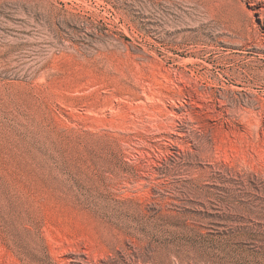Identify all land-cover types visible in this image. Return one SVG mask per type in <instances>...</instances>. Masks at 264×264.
Returning a JSON list of instances; mask_svg holds the SVG:
<instances>
[{"label": "rangeland", "instance_id": "obj_1", "mask_svg": "<svg viewBox=\"0 0 264 264\" xmlns=\"http://www.w3.org/2000/svg\"><path fill=\"white\" fill-rule=\"evenodd\" d=\"M264 264V0H0V264Z\"/></svg>", "mask_w": 264, "mask_h": 264}, {"label": "trees", "instance_id": "obj_2", "mask_svg": "<svg viewBox=\"0 0 264 264\" xmlns=\"http://www.w3.org/2000/svg\"><path fill=\"white\" fill-rule=\"evenodd\" d=\"M219 264H221V262Z\"/></svg>", "mask_w": 264, "mask_h": 264}]
</instances>
